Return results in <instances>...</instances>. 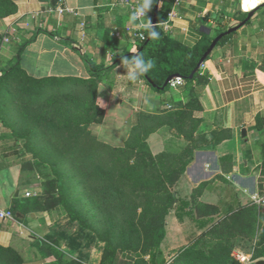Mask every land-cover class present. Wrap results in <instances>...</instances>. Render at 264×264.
Returning <instances> with one entry per match:
<instances>
[{"label":"crops","instance_id":"crops-1","mask_svg":"<svg viewBox=\"0 0 264 264\" xmlns=\"http://www.w3.org/2000/svg\"><path fill=\"white\" fill-rule=\"evenodd\" d=\"M134 2L140 5L143 0H16L15 13L0 18V52L5 51L6 44L16 43L18 48L14 54L12 49L6 51L0 69L15 65L22 45L30 41L19 55L24 76L33 80H90L91 73L79 51L97 66L109 67L118 55L130 52L127 47L136 48L134 36L142 29L136 25L148 20L153 23L155 0L143 20L130 22L133 13L129 3ZM165 2L175 4L176 0ZM245 3L248 8L244 0H180L172 20V37L194 47L203 33L213 38L221 30L238 26L243 15L255 11L244 27L214 49L201 68L200 119L190 141L183 138L184 144H191V163L175 185L189 205L195 200L199 205L219 207V211L245 207L254 196H261L260 186H264V0ZM234 15L239 24L226 22ZM121 65L112 72L116 74ZM109 74L98 82L106 81ZM77 86L83 88L82 83ZM62 88L69 91L76 87L69 83ZM137 89L145 97L147 114L183 98L170 92L157 93L146 83L144 89ZM119 91L131 93L127 85ZM125 104L115 105L122 111ZM2 124L0 120V136L7 134ZM6 155L0 151V211H12L15 220H0V246L15 250L23 264H55L38 244L52 245L61 238L60 250L68 258L101 264L100 242L85 243L79 233L74 236L70 231L57 235L59 231L47 213L31 210L23 214L17 210L15 202L25 200L29 192L25 194L21 185V165Z\"/></svg>","mask_w":264,"mask_h":264},{"label":"rangeland","instance_id":"rangeland-1","mask_svg":"<svg viewBox=\"0 0 264 264\" xmlns=\"http://www.w3.org/2000/svg\"><path fill=\"white\" fill-rule=\"evenodd\" d=\"M7 1L0 0V16L13 8L12 4L7 5ZM244 5L247 7L245 0ZM226 22L239 24L236 15ZM17 48L16 43L6 44L5 51L0 52V61L8 49H12L10 53L14 54ZM133 48L129 46L126 51L133 52ZM12 67L6 65L5 71L0 69L1 75L11 72ZM129 68V62L121 65L118 74L116 73L118 76L115 72L110 73L106 81L94 86L91 94L77 88L71 91L62 90L63 88L57 91L48 89L38 102L30 104L22 102L23 100L21 103L15 102L14 96L17 94L13 93L4 100L7 110L3 117L7 122H3V117H0L7 130V134L0 136V151L7 152L6 156H10L12 163L21 165V185L26 190L25 194H31V197L25 196V199L48 195L49 199L44 207L48 212L44 213L48 214L54 229L59 231L57 235L65 234L66 231L72 232L74 236L79 233L80 240L85 243L100 242L103 251L105 244L99 240V233L109 230V224L122 225L129 216L145 218L143 209L150 202L147 192L152 188H148L145 179L136 181L134 177H127L123 182L120 177L126 172L124 169L128 165H135L136 155L145 143L152 154L159 157L157 161L163 157L169 168L179 161H186L189 159L191 144H184L183 138L190 141L200 119V89L196 91L199 95L196 98L182 93L184 86L169 90L173 97L182 95L179 103L173 101L170 106L165 105V108L155 111V114H147L145 97L137 89H144L145 81L139 76L135 80L130 79ZM109 83L113 86H109ZM126 85L130 87L131 93L119 91L121 86ZM81 94L84 95L78 97ZM121 101L126 103L123 113L115 105L117 102L122 103ZM99 110L105 112V119L101 124L93 122L97 119ZM168 115L174 116L172 123L167 118ZM88 120L93 123L86 125ZM35 121L45 124L50 122L54 128L46 129ZM85 125L88 127L83 128ZM143 166L145 165H138V173ZM104 174L105 180L101 178ZM167 188L168 191H176L175 186ZM120 193L122 196H118ZM175 195L179 201H185L178 193ZM102 200L107 204H103ZM119 203L124 205L121 209L118 207ZM196 203L193 200L192 205L177 210L181 204L177 202L170 211L166 218V238L156 252L158 264H172L186 247L203 237L213 244L200 248L207 254L222 251L229 253L231 259L227 261L228 264H256L257 261L264 260L252 259L259 251L258 233L261 225H264V208L258 206V213L251 224L220 233L215 240L209 235L211 228L221 223L231 212L238 210L239 206L222 208L220 211L216 207L221 214L212 219L205 216L212 209ZM69 205L75 209L72 210ZM135 210L137 214L134 215ZM179 212L183 214V220L177 217ZM149 217L154 215L150 214ZM148 226L149 223H145L144 219L141 225L144 235ZM61 241V238L53 240L59 249ZM219 247L221 248L217 249ZM147 260L150 261V256Z\"/></svg>","mask_w":264,"mask_h":264},{"label":"trees","instance_id":"trees-1","mask_svg":"<svg viewBox=\"0 0 264 264\" xmlns=\"http://www.w3.org/2000/svg\"><path fill=\"white\" fill-rule=\"evenodd\" d=\"M9 1L11 3H9ZM157 1L158 0H155L153 4V15ZM6 3L7 5L12 4L13 8L8 9V11L0 16V18L14 14L17 9L16 0H8ZM173 5L174 4L172 3H166L165 0H161L158 25L153 28L154 31L159 33L157 39H150L147 43L149 39L148 32L143 28L140 29V32L145 36V40L136 38L135 52H126L124 54L118 55V57L115 58L114 64L109 67H104L103 65L97 66L85 53L79 51L91 73L90 80H80L78 78L33 80L24 76L19 65V55L21 50L24 49L30 41L23 44L20 52L18 53L17 63L13 65L12 68H10L12 71H7L6 73L4 72L0 77V117H3L4 111L7 110V105L4 100L12 96L13 93L17 94V96H14L15 102L21 103L23 100L22 102H30L31 104V102H38V100H40V98L45 92H47L48 89L53 91L61 90L60 88L65 87L69 83L77 88V85L82 83L83 88H78V90L89 92L91 94L92 89H95L94 86L97 85L99 80L107 77L110 72L115 70L122 63L126 62L124 58L130 59L133 57V54L137 53H139V55H143L145 60L151 59L153 61V68L149 72L139 76L150 88L162 94L167 93L170 89H172L171 85L167 86L164 90L161 88L164 87L166 81L170 77L178 76L184 81L182 93H185L186 95L190 94L191 96H195L197 98L199 95L196 93V91H199L201 84L204 82L201 69L195 74L193 79H189V77L197 68L200 60L208 51L212 42L220 34L227 32L228 29L219 31L213 38L208 33H203L202 39L194 47H188L180 41L174 39L171 32L166 31L162 26L163 23L169 21L168 15L172 11ZM262 8L263 7L261 6L260 9ZM153 15H151V17H153ZM248 15V13L243 15L240 20H246ZM233 34L224 37L218 45L223 43ZM1 45L2 36L0 35V50ZM21 78L22 80H20ZM195 93L196 95H194ZM84 94L78 95V97H82ZM69 95H59V97H66ZM179 102L180 100L175 101L176 104ZM199 110H201V107H199ZM180 116H182V114ZM173 117L172 115H168L167 118H169L170 123H172ZM104 119L105 112L103 113L99 110L97 112V119L93 122L101 124L104 122ZM3 120V122H7L4 117ZM93 122L88 120L86 121V125ZM35 123L46 129L54 128L50 122L45 124L41 123L40 121H35ZM86 125L83 128L88 127ZM6 157L8 158L10 156ZM136 158L137 162L135 165H128V168L124 169V172H126L121 175L120 179L123 182H125L127 177H134L136 181H143L145 179L148 188H152L147 192V194L150 196L149 205L145 206V210L143 209V217L145 218L129 216L127 219H124L122 225H118L116 223L111 225L109 224V230L99 233V240L105 244L101 264H158L156 260L158 253L156 252L160 250L167 235V216L169 215L170 211L174 209V205L177 202H181L180 206L178 205L177 210L183 209L189 205L185 201H179L175 195L177 192L168 191L169 188L167 187H174L176 185V183L187 171V168L191 163V159L179 161L178 164L174 165L172 168H169L167 167V161L164 160L163 157H161L162 159L160 161H157L159 157L152 154L147 143H145L142 149L137 153ZM139 164L145 166H143L141 172L138 173L137 168ZM117 167L114 168V175H116ZM262 167L264 168V159ZM167 168H169L168 171H166ZM101 178L105 180L106 174L101 176ZM260 195L264 196L263 185L260 186ZM118 196H122L121 193ZM48 199V195L42 194L34 197L33 199H25L19 202L17 201L15 204L17 210L21 211L23 214H27L31 210L48 212L46 209H44ZM102 202L103 204H107L104 200H102ZM69 206L72 207V210L75 209L72 205ZM123 206L124 205L121 203L118 204L119 209H121ZM203 206H207L208 209H212V212H209L205 216L217 215L218 211L216 207L209 205ZM104 207L106 208L107 205ZM258 209V206L253 202L248 206L239 208L238 210L227 215V217L222 220L221 223L213 226L209 232V235L217 240V235L220 233L222 234L227 231H232L234 228L240 229V227H245V225L251 224L255 218V214L258 213ZM135 214H137V210H135L134 215ZM150 214H153L154 217L150 218ZM188 214L192 215L190 213ZM177 217L180 220H183V214L180 212L177 213ZM144 219L145 223H149V226L145 231V235L143 234L141 228ZM258 234V238L260 239L259 251H257L252 257L254 261L264 259L263 224L261 225ZM212 244L213 243L208 242L205 237L199 238L190 246L186 247L178 259L172 264H228L227 261L231 259V255L229 253L222 251L211 252L210 254H207L204 249L200 248L203 245L206 247ZM38 247L41 250H45V256H47V258L51 261L55 262V264H83L81 261L68 258L67 255L61 251L54 242H52L51 245L40 241ZM220 248L221 247L217 249ZM148 256H150V261L147 260ZM0 264H23V260L15 250L0 246Z\"/></svg>","mask_w":264,"mask_h":264},{"label":"clouds","instance_id":"clouds-1","mask_svg":"<svg viewBox=\"0 0 264 264\" xmlns=\"http://www.w3.org/2000/svg\"><path fill=\"white\" fill-rule=\"evenodd\" d=\"M153 4V0H143V3L138 6L136 11L131 15L130 22H134L138 17L146 16L148 11L151 9ZM136 27L143 28L148 32L149 39H157L159 33L153 30V25L150 20L145 22H141L136 25ZM135 52V48L132 49ZM124 60L128 61L130 64V68L128 71V75L130 79H137L138 76L143 75L149 72L154 64L151 59L145 60L143 55L133 56L132 58H124Z\"/></svg>","mask_w":264,"mask_h":264},{"label":"built area","instance_id":"built-area-1","mask_svg":"<svg viewBox=\"0 0 264 264\" xmlns=\"http://www.w3.org/2000/svg\"><path fill=\"white\" fill-rule=\"evenodd\" d=\"M139 6V2L129 3V7L131 9V12L134 13L136 9ZM180 7V0H176L173 10L169 13V21L166 23H163L162 26L166 31H171L172 29V20L176 17V9ZM63 12V10L61 11ZM145 16L138 17L137 20H143ZM84 27L85 24H82ZM135 39L139 38L141 40H145V36L139 31L135 34ZM172 87L177 88L184 85V81L181 78H177L176 80L172 81L170 84ZM26 197H31L30 193L26 194ZM253 203H255L257 206L264 208V196H254L253 197ZM0 220H15V214L12 211H0Z\"/></svg>","mask_w":264,"mask_h":264},{"label":"water","instance_id":"water-1","mask_svg":"<svg viewBox=\"0 0 264 264\" xmlns=\"http://www.w3.org/2000/svg\"><path fill=\"white\" fill-rule=\"evenodd\" d=\"M160 3H161V0H158L157 1V4H156V8H155V12H154V18H153V28L156 27L158 25V18H159V9H160ZM254 12L255 11H252L249 13L248 17L246 18V20L242 21L238 26L236 27H233L231 29H229L227 32L225 33H222L220 34L211 44L210 48L208 49V51L205 53V55L202 57V59L200 60L197 68L195 69V71L191 74V76L189 77V79H193L195 74L198 73L200 71V69L204 66L206 60L209 58V56L212 54V52L214 51V49L218 46L219 42L226 36L228 35H231L235 32H237L239 29H241L242 27H244L247 22H249L253 15H254ZM150 39H148L147 43L149 42ZM139 55V53L137 54H133V56H137ZM177 78H180L178 76H172L170 77L164 87H162L161 89L164 90L167 86H169L171 84L172 81L176 80ZM243 135H246V131L243 132ZM256 264H264V260H260V261H257Z\"/></svg>","mask_w":264,"mask_h":264}]
</instances>
